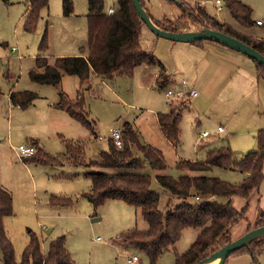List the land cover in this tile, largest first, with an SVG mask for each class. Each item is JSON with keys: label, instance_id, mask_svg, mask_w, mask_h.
Masks as SVG:
<instances>
[{"label": "rangeland", "instance_id": "rangeland-1", "mask_svg": "<svg viewBox=\"0 0 264 264\" xmlns=\"http://www.w3.org/2000/svg\"><path fill=\"white\" fill-rule=\"evenodd\" d=\"M105 10L116 8V0H104ZM151 17L156 21L178 20L182 14L181 7L171 0H144ZM253 10L252 18L264 22V0H240ZM74 13L65 16L62 0H49V7L42 11L41 20L36 31L29 32L24 27L28 0H0V184L13 196L14 215L5 219V228L14 245L16 260L20 261L25 247L30 241V231L41 240L42 252L47 254L53 239L64 237L66 247L71 253L72 264H132L128 258L137 256L139 261L133 264H151L144 251L136 247H127L124 236L133 228L145 230L148 224L141 215V210L123 201H108L100 207H94L83 193L92 186L89 172L103 173H142L152 177V189L160 194V207L165 210L179 203L177 198L158 184V175L178 178L181 175L216 176L232 184H240L243 174L228 169L213 168L203 172L179 171L176 163L180 160L196 161L202 159L207 151L225 145L243 154L256 151L257 133L264 129V81L255 88L247 86L245 77L227 98L192 99L182 109L181 140L169 142L164 136L151 139L150 129L155 127L157 113L170 111L166 92L172 86L156 88L155 83L144 80V66L133 77L121 75L104 84L98 82L93 91L86 93L91 118L97 122V136L77 122L73 132L74 140L82 139L86 143V159L99 160L101 152L109 151L110 129H121L122 123L129 122L140 134L142 144H152L162 150L167 162L165 170L109 169L101 167L86 168L73 165L67 161L66 149L58 135L45 136L46 151L53 156L63 158L60 166H47L27 163L18 157L15 149L27 144L25 131L34 133L35 125L46 119L48 105L57 98V91L52 85L38 84L30 81L29 71L35 67L39 55V45L47 29L49 48L46 52L51 62L55 57L77 56L88 53L87 0H73ZM216 5V0H205L207 13L218 19L230 17L224 1ZM222 7L219 10L217 7ZM192 16H198V6L193 5ZM174 21V22H176ZM239 30L256 33L258 27L243 28L233 19H229ZM196 27L189 17L185 21ZM190 31V27H187ZM203 29V28H202ZM236 30V29H235ZM199 31V30H198ZM264 34V27L257 35ZM262 38V37H261ZM141 43L145 51L151 53L164 66L170 69L172 77L181 78L175 69L178 63V46L182 43L163 38L153 33L145 24L142 28ZM148 74L160 71V65L150 66ZM75 78V77H72ZM71 88L73 93L78 88ZM58 86V85H57ZM33 91L39 98L27 109L15 107L9 102L10 90ZM74 89V90H73ZM198 92V91H197ZM224 98L223 103L222 99ZM177 103V102H176ZM174 107H177V104ZM263 118L259 123L257 120ZM26 124L27 126H24ZM222 127L225 132H218ZM262 128V129H261ZM43 128H40L41 135ZM47 131V130H46ZM212 134L201 139L203 132ZM64 135V134H63ZM65 138H68L64 135ZM40 142V141H39ZM256 142L255 144H253ZM136 156L141 155L135 149ZM25 161V162H24ZM158 174V175H157ZM51 196L71 198L73 203L65 206H53ZM226 203L225 198H217ZM249 204L246 217L231 228L232 237L237 239L246 233L249 226L256 223L257 208L254 201L241 197L233 200L236 210L241 211ZM99 219V220H96ZM196 228H187L183 232L176 249L182 253L189 249L197 236ZM241 235V236H239ZM0 252V261H1ZM250 255H233L226 264H250ZM175 255L165 253L156 264H174ZM264 264V255L259 258Z\"/></svg>", "mask_w": 264, "mask_h": 264}, {"label": "trees", "instance_id": "trees-1", "mask_svg": "<svg viewBox=\"0 0 264 264\" xmlns=\"http://www.w3.org/2000/svg\"><path fill=\"white\" fill-rule=\"evenodd\" d=\"M8 3L9 0H2ZM88 20V53L79 56L56 57L51 62L46 56L49 48L47 29L39 45L36 65L29 71V77L38 84L57 86L63 75L79 79L76 99L71 100L66 94H60L55 106L64 110L70 118L79 122L95 136V121L90 118L85 92L93 91L98 77L113 80L117 76L133 77L140 66L160 65L157 86H168L164 65L151 53L144 50L141 43L143 21L139 17L133 0H116L113 13L105 10L104 0H87ZM182 9L181 17L176 21L164 19L153 22L159 28L180 32L185 28V21L191 18L194 24L200 23L204 28L223 32L255 48L264 55V40L246 37L230 25L221 22L217 17L199 7L198 16L192 4L183 0H171ZM225 8L234 21L243 28L257 25L253 20V10L240 0H223ZM24 27L29 32L36 31L41 20V13L49 7V0H28ZM63 13L71 16L74 13L73 0H62ZM142 6L148 11L146 3ZM149 13V12H148ZM151 16V15H150ZM202 41L196 42L200 43ZM252 60V59H251ZM256 67L258 80H264V66L252 60ZM39 95L33 91H13L10 103L15 107L27 109ZM170 105V111L158 113L156 124L164 138L169 142L181 140L182 109L188 101ZM123 147L118 148L113 139L109 140V151L101 152L99 160L86 159L85 142L65 141L67 161L75 166L101 167L120 170H142L150 167L153 170H165L167 162L162 150L141 143L140 134L134 126L125 122L122 125ZM257 150L238 156L230 145L211 149L198 161L180 160L176 163L179 171L203 172L213 168L228 169L240 172L244 178L240 184H232L220 177L203 175H181L174 178L169 175H158L156 180L179 203L163 210L160 207V194L152 189V177L142 173H97L89 172L91 189L83 196L94 207H100L108 201H123L141 210V215L148 224L147 229L137 227L124 236L127 247H136L147 255L151 264H156L167 252L175 255L174 264H197L233 240L231 228L246 217L248 203L238 211L233 205L236 197L249 200L251 194L258 190L264 180V129L256 135ZM36 153L27 158V163L60 166L63 158L53 156L39 145L36 139H30ZM135 149L141 155L136 156ZM24 161V162H25ZM217 198H225L220 203ZM53 206H65L73 203L71 198L51 196ZM14 215L13 196L0 184V264H72V256L66 247L64 237L53 239L47 254H43L40 238L30 231V241L25 247L20 261L16 260L14 245L5 228V219ZM264 225V210L260 211L253 227ZM187 228L198 230L194 242L185 252H178L177 243ZM252 226L248 227V231ZM250 254L253 264H260L259 258L264 255V237L254 240L249 247H242L233 255Z\"/></svg>", "mask_w": 264, "mask_h": 264}, {"label": "crops", "instance_id": "crops-1", "mask_svg": "<svg viewBox=\"0 0 264 264\" xmlns=\"http://www.w3.org/2000/svg\"><path fill=\"white\" fill-rule=\"evenodd\" d=\"M183 1H186L192 5H197L198 7L204 8L203 4L205 3V0H183ZM230 17H231V19H233L231 15H230ZM230 17L227 16L226 19L223 18V19H219V20L223 23L230 25L234 30L236 29L237 32L243 34L246 37H253V38L264 40V34H260V35L258 34L257 35L258 30L261 29L262 27H264V22L262 25H256L258 27L256 33H251V31L239 30L235 25H233V23L231 21H229ZM253 20L256 23H257V21H261L259 19H254V18H253ZM174 21H176V20H174ZM233 21H234V19H233ZM197 25H199V26L196 27L195 25H193L189 22L185 26V28L181 29V31H190V29L187 27H190L191 30L193 29V30H197V31L204 28L200 23ZM180 43H182V42H180ZM178 49H179L180 54L178 53V63L175 60V69H176L175 72L180 74L182 79H180V78L175 79V77H172V74L170 73L171 72L170 69H168L164 66L166 69V74H167V78H168V82H169L168 86L173 85L174 87H177L181 84L182 81H187L193 89L198 91L197 96H195L192 99H199V98H200V100L201 99H210V98H214L215 96H217V98H219V99L222 98V96L230 98L232 92L239 87L238 84L242 81V79H240L241 77H245V79H246L245 81H246L247 86H250L253 89L255 88V86L259 85V83L261 81H264V80H258L255 64L250 58H248L247 56H245V55H243V54H241L235 50H232V49L227 48L221 44H218L216 42L202 41L200 43H182L181 46H178ZM80 55L85 56L86 54L83 52ZM77 56H79V55H77ZM143 66L145 67L143 70L144 80H147L149 82L152 81V83H155V86L157 88L158 87L157 86V78L159 75V71L158 72L153 71L152 74H148L149 71H151L150 66H147V65H143ZM143 66L138 67L136 69L135 73L138 71V69L139 70L142 69ZM72 77L73 76H70V75H63L61 78V82L58 84V86H54L56 91H57L58 100L56 98V99H54V101H51L49 103L48 112H47L48 116L46 117V119H44L42 121V122H45V124H42V125L40 123L36 124L34 126L35 127L34 133H29L28 131H25L24 138H27L26 139L27 144H30V139L33 138V139L40 141L39 145L42 148H44V150H46L45 136H47V137L51 136L52 137V135L53 136L58 135L59 137H61L62 143L64 144V146H65V141H74V142H78V141L81 142L82 141V142H84L82 139L74 140L73 132H75L77 127H78L77 122L75 120H73L72 118H70L69 115L64 110L59 109L55 106V104L59 101L60 94H62V93L66 94L71 100L76 99L77 91L79 89V79L75 77L77 79L78 88L73 93L71 88L73 86H74V88H76V84L74 82L75 78H72ZM29 79H30V77H29ZM30 81H32V80L30 79ZM106 81L107 80L102 79L101 77H98L94 86H96V83H98V82L104 84ZM32 82H34V81H32ZM13 91H15V90L12 89L9 92V95H8L9 102H10V94ZM88 92L89 91H86L85 95ZM192 99H190V101ZM35 101L31 105H33L35 103ZM223 101H224V98L220 102L223 103ZM86 103H87V101H86ZM171 103H169V106H171L170 105ZM87 108L89 110L88 104H87ZM89 115L91 118L90 110H89ZM91 119H93V118H91ZM262 119L263 118H259L257 120V123H259ZM93 120L95 121L94 128H95V133H96L97 122L95 119H93ZM23 125L27 126L26 124H23ZM122 125H123V123H122ZM154 125H155V127L153 129H150L151 139H153V140L159 139L161 141V138L159 136V135H161V131L159 130V128L156 124V121H155ZM258 127L264 128V125L262 124V125H259ZM40 128H43V131H42L43 135L38 133V132H40ZM121 128H122V126H121ZM110 132H111V129H110ZM224 132H225V130H224ZM220 133H223V132H219V134ZM63 134L65 136L69 137V139L65 138ZM95 136H97L100 140H102V138H103L102 136L97 135V133L95 134ZM210 136H212V134ZM209 137H206V138H209ZM201 139L203 140L205 138H201ZM255 143L256 142H254L253 144H255ZM143 145H152V144H143ZM152 146H154V145H152ZM198 160H200V159H197L196 161H198ZM86 168H92V167H86ZM242 176L244 178V175H242ZM249 200L251 202H253V201L255 202L254 205L257 208V215H256V217H257L259 212L264 210V180L261 183L259 189L254 191L251 194ZM247 231H248V229L246 230V232ZM239 236H241V235H239ZM234 239L235 238H233V240ZM248 255H250V254H248ZM250 257H251V255H250ZM229 258L226 260L225 264L227 263ZM253 261L254 260L251 257L250 258V264H253ZM216 264H217V262H216Z\"/></svg>", "mask_w": 264, "mask_h": 264}, {"label": "water", "instance_id": "water-1", "mask_svg": "<svg viewBox=\"0 0 264 264\" xmlns=\"http://www.w3.org/2000/svg\"><path fill=\"white\" fill-rule=\"evenodd\" d=\"M137 13L143 23L156 35L163 38L182 42V43H196L199 41H213L221 44L227 48L235 50L248 58L255 60L258 64L264 66V55L257 51L250 45L242 42L241 40L227 35L223 32L217 31L212 28H203L199 31H180L172 32L159 28L153 22L150 14L142 6L141 0H133ZM99 220V219H96ZM264 237V225L254 227L247 231L241 237L230 241L228 244L211 254L208 258L200 261L197 264H209L215 260L217 264H225L226 260L238 249L242 247H249L250 243Z\"/></svg>", "mask_w": 264, "mask_h": 264}, {"label": "built area", "instance_id": "built-area-1", "mask_svg": "<svg viewBox=\"0 0 264 264\" xmlns=\"http://www.w3.org/2000/svg\"><path fill=\"white\" fill-rule=\"evenodd\" d=\"M223 2L221 0L216 1V5H221ZM219 10L222 8L219 6ZM109 13L114 12V8H110L108 10ZM263 21H257V25H262ZM166 97L167 99H174L175 102H180V101H190V99L194 98L197 96V91L191 87V85L187 81H182L181 84L177 87H172L169 88L166 92ZM218 132H224V129L222 127L218 128ZM111 133H112V139L115 143V145L118 148L123 147V142H122V130L121 129H113L111 128ZM211 133L209 132H203L200 136L201 138H206L209 137ZM17 155L19 158L22 160H26L29 157H32L36 153V148L35 146L31 144H21L18 148L15 149ZM139 259L137 256L128 258L129 263H136L138 262Z\"/></svg>", "mask_w": 264, "mask_h": 264}, {"label": "bare ground", "instance_id": "bare-ground-1", "mask_svg": "<svg viewBox=\"0 0 264 264\" xmlns=\"http://www.w3.org/2000/svg\"><path fill=\"white\" fill-rule=\"evenodd\" d=\"M217 261H218V260H215L214 262H211V263H209V264H216Z\"/></svg>", "mask_w": 264, "mask_h": 264}]
</instances>
